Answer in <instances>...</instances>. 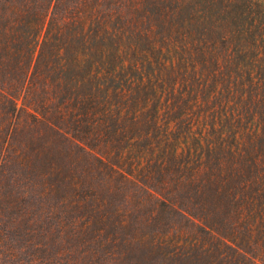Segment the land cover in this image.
Here are the masks:
<instances>
[{
    "label": "trees",
    "instance_id": "1",
    "mask_svg": "<svg viewBox=\"0 0 264 264\" xmlns=\"http://www.w3.org/2000/svg\"><path fill=\"white\" fill-rule=\"evenodd\" d=\"M0 264H264V0H0Z\"/></svg>",
    "mask_w": 264,
    "mask_h": 264
}]
</instances>
